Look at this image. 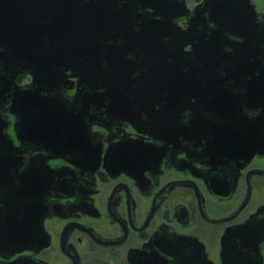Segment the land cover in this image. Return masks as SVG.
<instances>
[{
    "label": "flooded vegetation",
    "instance_id": "flooded-vegetation-1",
    "mask_svg": "<svg viewBox=\"0 0 264 264\" xmlns=\"http://www.w3.org/2000/svg\"><path fill=\"white\" fill-rule=\"evenodd\" d=\"M181 1L176 25L224 30L220 51L186 44L136 123H89L98 158L26 143L5 113L0 227L21 236L0 264H264V0L226 1L240 35L222 0ZM23 182L31 194L14 196Z\"/></svg>",
    "mask_w": 264,
    "mask_h": 264
},
{
    "label": "water",
    "instance_id": "water-1",
    "mask_svg": "<svg viewBox=\"0 0 264 264\" xmlns=\"http://www.w3.org/2000/svg\"><path fill=\"white\" fill-rule=\"evenodd\" d=\"M226 1L216 9L226 10V28L240 35L245 24ZM183 6L181 0H0V175L13 158L4 134L7 111L24 142L69 150L78 161L96 159L89 123H136L135 115L174 79L186 44L192 51H220L224 30L195 37L176 25ZM21 74L29 82L18 83ZM151 124L158 132L161 122ZM31 192L26 182L13 189L14 196ZM20 233L0 227V248L16 244Z\"/></svg>",
    "mask_w": 264,
    "mask_h": 264
},
{
    "label": "trees",
    "instance_id": "trees-1",
    "mask_svg": "<svg viewBox=\"0 0 264 264\" xmlns=\"http://www.w3.org/2000/svg\"><path fill=\"white\" fill-rule=\"evenodd\" d=\"M26 75L22 74L21 76L18 77V81H21Z\"/></svg>",
    "mask_w": 264,
    "mask_h": 264
},
{
    "label": "rangeland",
    "instance_id": "rangeland-1",
    "mask_svg": "<svg viewBox=\"0 0 264 264\" xmlns=\"http://www.w3.org/2000/svg\"><path fill=\"white\" fill-rule=\"evenodd\" d=\"M192 1H194V0H190V1H189V4H191Z\"/></svg>",
    "mask_w": 264,
    "mask_h": 264
}]
</instances>
